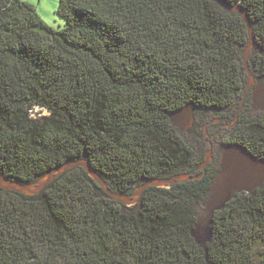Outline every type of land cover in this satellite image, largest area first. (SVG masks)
<instances>
[{
    "label": "trees",
    "instance_id": "16d2710c",
    "mask_svg": "<svg viewBox=\"0 0 264 264\" xmlns=\"http://www.w3.org/2000/svg\"><path fill=\"white\" fill-rule=\"evenodd\" d=\"M58 0L63 25L24 0H0V173L35 182L82 159L115 193L144 179L203 174L150 185L132 204L112 197L81 166L37 193L0 188V264H264V180L205 214L220 145L202 170L203 146L168 112L194 104L192 133L214 118L221 141L264 158V110L230 127L243 82L242 53L264 83V0ZM238 104V102L236 103ZM31 105L47 109L35 118ZM200 136V134H199ZM218 142V143H219Z\"/></svg>",
    "mask_w": 264,
    "mask_h": 264
},
{
    "label": "water",
    "instance_id": "95a60500",
    "mask_svg": "<svg viewBox=\"0 0 264 264\" xmlns=\"http://www.w3.org/2000/svg\"><path fill=\"white\" fill-rule=\"evenodd\" d=\"M219 3L228 8L229 6L219 0ZM232 9L238 11L245 24L248 34V49L253 43V33L251 25L244 11L239 7ZM259 87L252 90L251 99L257 102L259 106ZM194 104L192 102L184 103L182 106L177 107L168 112V116L173 123L181 124L185 121L192 119ZM220 151L218 155L217 171L213 175L210 187L208 190L207 198L204 202L205 214L199 217L194 226L191 228L190 233L196 238H207L211 232V214L220 208L231 198L232 193L235 191L250 192L258 187L264 180V158L254 155L245 145L235 141H221ZM210 152V151H209ZM210 160V155L204 156L203 161L198 165L197 170H202L206 163ZM75 166H81L89 175H91L96 182H98L110 197L125 203L132 201L134 203L139 197L144 188L150 185L169 186L173 183L183 182L187 179H193L201 176L203 171L199 174L190 175L189 173L182 172L168 177H153L144 179L143 182L136 187L129 194H120L112 192L100 176L90 167L89 163L85 160H70L56 168L50 170L43 177L35 182L21 183L12 181L5 178L0 173V188L12 189L22 193H37L43 186L50 182L55 176L61 174L67 169ZM127 204V203H126Z\"/></svg>",
    "mask_w": 264,
    "mask_h": 264
},
{
    "label": "rangeland",
    "instance_id": "374dc122",
    "mask_svg": "<svg viewBox=\"0 0 264 264\" xmlns=\"http://www.w3.org/2000/svg\"><path fill=\"white\" fill-rule=\"evenodd\" d=\"M24 1L30 3L35 9V11L38 13V15L50 26L57 28L63 25L62 18L59 17L55 12V9L58 4V0H24ZM251 50H252V45L248 49H246L245 47L243 50L242 65L244 69V82L239 97L234 102L233 105L234 107H232L235 108L232 121L229 124H223V127L228 128L231 126L233 121L236 119L238 113L244 107V104H245L246 112L249 113L250 115H257L264 110V97L260 98L261 94L264 95V83L260 82L259 85L260 91L257 90L260 101L259 106L255 104L254 105L251 104L252 93L249 92V90L248 91L246 90V87L252 86L253 75H254L251 72L248 64V57ZM237 102L238 104H236ZM28 111L29 114L35 118L39 117L40 115L47 114L48 112L45 107L39 105H31ZM191 121L192 119L179 124L181 133L185 135L186 139L193 144H195L196 141L198 140L199 142H197L196 144L197 146H203V155L207 156V154H209L211 158V153L216 149L215 145L218 144L219 139L225 134L226 131L220 128V120L218 118H214L207 123L206 122L203 123V125L200 126V133L197 132L196 134H194L190 130H188V127L191 126ZM125 203L132 204V201H127Z\"/></svg>",
    "mask_w": 264,
    "mask_h": 264
},
{
    "label": "flooded vegetation",
    "instance_id": "af4514ba",
    "mask_svg": "<svg viewBox=\"0 0 264 264\" xmlns=\"http://www.w3.org/2000/svg\"><path fill=\"white\" fill-rule=\"evenodd\" d=\"M259 85H260V81L257 79V77L255 76V75H253V82H252V86H249V87H246V90L248 91L249 90V92H251L252 93V90L254 89V88H256V87H259ZM259 90H260V87H259ZM262 97H264V95L263 94H261L260 95V98H262ZM252 100V99H251ZM258 102H260V101H258ZM251 104L252 105H257V102L255 103V102H253V100H252V102H251ZM234 105V103L231 105V107H234L233 106ZM212 153H211V158H212ZM211 158H210V160H211ZM198 167V166H197Z\"/></svg>",
    "mask_w": 264,
    "mask_h": 264
}]
</instances>
